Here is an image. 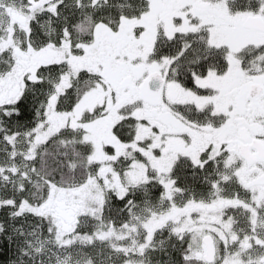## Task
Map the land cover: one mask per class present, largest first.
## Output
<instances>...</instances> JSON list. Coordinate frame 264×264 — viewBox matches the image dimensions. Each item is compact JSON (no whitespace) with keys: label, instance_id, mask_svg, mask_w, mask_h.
I'll return each mask as SVG.
<instances>
[{"label":"snow or ice","instance_id":"6c2138e0","mask_svg":"<svg viewBox=\"0 0 264 264\" xmlns=\"http://www.w3.org/2000/svg\"><path fill=\"white\" fill-rule=\"evenodd\" d=\"M0 264H264V0H0Z\"/></svg>","mask_w":264,"mask_h":264}]
</instances>
